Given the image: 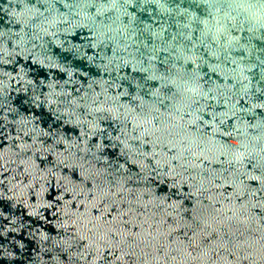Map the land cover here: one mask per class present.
Masks as SVG:
<instances>
[{"label":"water","instance_id":"obj_1","mask_svg":"<svg viewBox=\"0 0 264 264\" xmlns=\"http://www.w3.org/2000/svg\"><path fill=\"white\" fill-rule=\"evenodd\" d=\"M0 264H264V0H0Z\"/></svg>","mask_w":264,"mask_h":264}]
</instances>
